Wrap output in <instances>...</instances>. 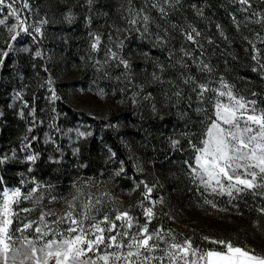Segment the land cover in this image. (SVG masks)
I'll return each mask as SVG.
<instances>
[{"label":"rangeland","instance_id":"374dc122","mask_svg":"<svg viewBox=\"0 0 264 264\" xmlns=\"http://www.w3.org/2000/svg\"><path fill=\"white\" fill-rule=\"evenodd\" d=\"M8 3L19 20L8 15ZM224 3L229 20L248 43L252 71L256 68L258 76L253 86L246 70L233 67L235 55L217 39L221 31L218 34L203 17L200 0H160L164 15L152 7V0H113L105 7L98 0H6L0 6V19L7 17L0 25V159L7 157L0 164V190L19 187L27 193L41 186L31 201H22L21 208L33 211L21 217L38 221L41 212L63 215L69 202L80 207L100 201L93 212L97 220L127 211L135 231L147 223L143 207H151L152 231H171L181 240L191 237L204 248L221 247L202 239L208 236L264 253V214L259 211L264 190L231 201L227 195H209L193 182L185 163L194 165L190 141L201 146L209 118H215L214 94L199 98V84L218 89L223 78L237 94L264 107V23L257 22L264 15V0L244 6L239 0ZM141 9L150 17L148 32L142 16H136ZM134 16L140 21L136 25L129 23ZM193 29L200 33L195 43L185 36ZM96 37L100 43L93 50ZM111 52L128 67L111 58ZM203 64L211 71L202 70ZM157 117H164L161 125L151 122ZM4 126L12 128L15 137L3 136ZM105 131L117 138L123 155L104 146L107 153L100 154V166L77 169L70 157L78 140L92 136L102 143ZM173 140L178 141L175 147ZM28 156L46 157L74 172L59 176L55 167L45 178ZM1 171L11 175V181L4 180ZM111 179L121 180L124 194ZM145 185L152 188L150 194ZM205 198L217 207L206 204ZM54 219L47 217L49 222Z\"/></svg>","mask_w":264,"mask_h":264},{"label":"snow or ice","instance_id":"6c2138e0","mask_svg":"<svg viewBox=\"0 0 264 264\" xmlns=\"http://www.w3.org/2000/svg\"><path fill=\"white\" fill-rule=\"evenodd\" d=\"M5 3L6 0H0V6ZM163 3L171 4L173 0H163ZM239 4L250 5V0H239ZM7 6L12 8L8 15L19 20L13 4L8 3ZM24 7L27 8L28 4L25 3ZM152 7L158 8L162 15L166 14L160 0H152ZM142 13L141 9L136 16H142L144 31L148 32L150 17ZM6 19H0V25H4ZM139 22L135 16L129 20L132 25ZM257 22L264 23V15ZM20 23L23 24V21ZM16 26L12 25L9 31ZM21 31L28 29L22 27ZM36 31L40 29L36 28ZM199 35L196 29L185 33L186 39L193 43ZM11 39L15 40L16 36ZM99 43L100 38L96 37L93 50L98 48ZM254 52L258 50L254 48ZM111 58L120 59L115 52H111ZM258 58V55L252 57L253 60ZM120 63L128 67L127 61L120 59ZM202 70L211 71L207 64L202 65ZM261 70H264V65H261ZM197 87V95L201 99L205 93L213 92L215 118H209L201 146L190 141L195 151V162L193 165L185 161L189 164V175L209 195H227L230 201L245 192L256 195L258 189L264 190V107H257L255 99L237 94L223 78L218 89H210L205 84ZM172 144L175 147L178 141L173 140ZM6 159H0V164ZM35 160V156L27 157L29 162L34 163ZM39 187H33L27 193L19 187L0 190V264H264V253L231 240L204 236L202 239L207 243L221 246L204 248L196 245L191 237L181 240L171 231H152L148 224L155 215L153 208L143 205L147 223L136 226L135 231H132L134 218L127 211H118L114 218L105 214L102 220H97L93 212L98 211L95 204L100 201L84 203L80 207L69 202L63 215L57 216L52 211L41 212L38 221L21 217V213L33 211L21 208L22 201H31ZM145 188L148 194L152 192L151 187L145 185ZM42 199L43 196L37 198L35 204L38 205ZM76 199L73 197L74 201ZM145 199L149 196L145 195ZM204 202L217 207L208 198ZM259 211L264 214V207ZM48 216L55 219L49 222ZM116 221L121 223L118 225Z\"/></svg>","mask_w":264,"mask_h":264},{"label":"trees","instance_id":"16d2710c","mask_svg":"<svg viewBox=\"0 0 264 264\" xmlns=\"http://www.w3.org/2000/svg\"><path fill=\"white\" fill-rule=\"evenodd\" d=\"M98 1H100V3H102L104 6L105 4H108L113 0ZM200 3H202L203 17H207V20H209L210 24H212V27L216 28L217 33L221 31L219 32L221 35L216 34L217 36H219L217 37V39L221 40L222 45H226V48L229 49V52L232 53V55H235L234 66H232L234 68L240 67L243 70H246L244 72H247L249 78L252 80V82H249L248 84H251L253 86L254 83H258V76L255 71H252L249 52L247 51L248 43H246L244 36L239 31L235 30L232 22L229 20V11L227 8L228 6L224 3V0H200ZM111 6L106 8L107 12H109L108 10L111 8ZM216 25L219 27H216ZM163 120L164 117H157L151 122L153 124L157 123L158 125H161ZM3 128V136H6L8 135V133H10V136L12 138L15 137L16 133L13 132L12 128H10L9 126H4ZM101 138L102 143L92 136L89 138L79 139L77 142L76 154L72 157L69 156L71 159L70 162L75 164V166H77V169H81V167L83 166L84 168H96L100 166L102 162L100 154L107 153L103 148L104 146L110 148L118 156L123 155V148L118 142L117 138L112 136L107 131H105L101 135ZM32 166V168H36L37 171L40 172L45 178H49L48 171L51 168L53 169L55 167H59L57 174L59 176L71 174L74 172L73 169L72 171L62 170L63 164L47 160L46 157L36 159ZM1 172L4 180L8 182L11 181V175L4 173V171ZM66 176L70 175H65V177ZM111 182L115 185L119 193H125L126 189L122 188V186L120 185V179H111ZM141 213L142 211L140 210L139 212H137L138 215H141Z\"/></svg>","mask_w":264,"mask_h":264}]
</instances>
